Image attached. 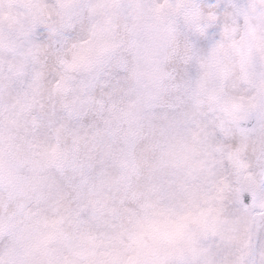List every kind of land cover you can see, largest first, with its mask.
I'll return each instance as SVG.
<instances>
[{
  "label": "clouds",
  "instance_id": "obj_1",
  "mask_svg": "<svg viewBox=\"0 0 264 264\" xmlns=\"http://www.w3.org/2000/svg\"><path fill=\"white\" fill-rule=\"evenodd\" d=\"M0 264H264V0H0Z\"/></svg>",
  "mask_w": 264,
  "mask_h": 264
}]
</instances>
